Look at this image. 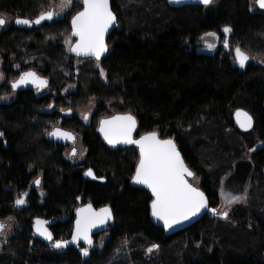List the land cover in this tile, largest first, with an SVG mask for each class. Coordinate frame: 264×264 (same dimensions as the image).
Instances as JSON below:
<instances>
[{
	"label": "trees",
	"instance_id": "16d2710c",
	"mask_svg": "<svg viewBox=\"0 0 264 264\" xmlns=\"http://www.w3.org/2000/svg\"><path fill=\"white\" fill-rule=\"evenodd\" d=\"M49 1L0 0V14L33 20ZM251 4L255 0H212L207 6L111 0L117 27L98 61L103 78L96 60L75 59L57 42L69 33L75 9L65 19L11 25L0 33L7 79L33 70L49 89L21 90L13 101L0 102V219L13 216L16 223L0 249V264H264V66L239 68L233 56L236 47L250 57L264 56V12H251ZM224 27L231 29L228 47L198 42L208 32L225 40ZM69 83L75 91L61 96ZM90 97L96 108L86 124L75 113ZM237 109L251 115L250 131L237 128ZM116 113L136 118L135 136L156 132L176 143L208 208L218 206L220 183L231 173L251 185L247 202L226 219L207 214L167 235L151 221L150 194L130 183L136 148H109L97 133L98 121ZM57 123L80 138L86 149L81 161L70 162L65 145L48 139ZM87 169L103 182L85 179ZM21 193H27L26 203L18 208ZM86 202L110 206L114 217L103 244L87 256L81 247L56 250L33 237V220L42 218L61 219L49 230L53 240L68 238L75 209ZM153 244L158 248L149 254Z\"/></svg>",
	"mask_w": 264,
	"mask_h": 264
},
{
	"label": "snow or ice",
	"instance_id": "6c2138e0",
	"mask_svg": "<svg viewBox=\"0 0 264 264\" xmlns=\"http://www.w3.org/2000/svg\"><path fill=\"white\" fill-rule=\"evenodd\" d=\"M200 3L207 6L212 3V0H200ZM257 3L261 9H264V0H257ZM70 4L71 0H62L61 8L68 7ZM56 15L57 13L54 11H46L40 13L35 20L17 18L15 23L30 27L32 24L39 25L45 20H53ZM115 22L116 18L109 8V0H83V10L77 12L71 20L72 36L77 39L74 44L66 41L69 44V51L77 56H91L95 57L96 60H100L108 51L104 39L105 33ZM4 25L5 19L0 17V26ZM222 31L225 34L224 45L228 47L227 34L231 29L224 27ZM205 35L216 37L214 32H208ZM207 47L211 49L214 45L208 44ZM235 55L236 61L243 68L249 57L239 47L235 48ZM101 75H104L103 70H101ZM2 78L0 76V79ZM47 83V80L42 79L35 72L28 71L21 73L20 77L11 84V87L16 90L21 85L33 84L38 88H43L47 86ZM236 117L242 128L248 129L252 127V118L246 112L238 110ZM84 119L87 120V116ZM135 128L136 121L133 116L118 115L108 120H102L99 131L109 144L124 143L138 146L139 162L136 165L132 180L134 183L145 185L151 190L153 197L151 214L154 218L163 222L166 230L196 216L202 209H208L214 215L219 214L227 218V211L217 213L216 209L208 208L204 192L193 187L188 182L186 177L193 176V173L185 165L173 141L158 139L155 132L134 140L132 133ZM48 135L58 139L74 140L71 133L62 131L59 128H54ZM71 155H76L75 149L72 150ZM85 174L91 176L92 171L89 170ZM35 184L39 186L40 180L37 179ZM26 196L27 193H22L15 200V206L25 205ZM223 196L228 204L235 203L241 199L230 193H223ZM110 219H112V213L107 207L99 212L93 211L91 205L77 209V219L71 243L75 244L83 240L85 244L91 246L93 243L90 236L91 230L107 223ZM46 223V221L37 219L35 221V229L46 240L52 241L53 236L45 227ZM4 227V224L0 223V232L3 231ZM68 243V241L57 240L52 246L62 248ZM156 248H158V245L153 244L147 251L152 252ZM81 254L87 256L89 254L88 248H82Z\"/></svg>",
	"mask_w": 264,
	"mask_h": 264
},
{
	"label": "rangeland",
	"instance_id": "374dc122",
	"mask_svg": "<svg viewBox=\"0 0 264 264\" xmlns=\"http://www.w3.org/2000/svg\"><path fill=\"white\" fill-rule=\"evenodd\" d=\"M61 2H62V0H50L49 1V6L46 10L52 9L54 12L57 13V15L55 16L56 19L53 21L67 18V14H69V12L73 11L74 9L77 11L78 9H80L78 7L81 6L80 5L81 0H71L70 6L62 9L61 8ZM249 10L251 12L256 11V6L251 4L249 7ZM74 14L75 13H73L71 16H73ZM71 16L69 17V20H70ZM0 17L4 18L5 23H6L4 26H0V33H1L4 30L5 26L8 25L10 20H12V19L6 15H3V14H0ZM66 41H70L71 43H73V38H71L70 31L65 36L63 35L59 41H57L63 46L65 52L70 54L69 53V44L66 43ZM198 42L200 44H202L203 47H207L208 44H212L214 46L224 45V40L222 38L217 37V36L216 37H210V36L202 35ZM109 50H110V47H109ZM248 57L250 58L249 59L250 62L264 66V56H262V57H258V56L257 57H254V56L250 57V56H248ZM74 64L77 66V64H79V63H78V61H74ZM95 67H96V69L99 70L100 76L103 78V76L101 75V68H100V64L98 61H96ZM14 69H16V71L19 73V71H18L19 67L18 66H15ZM0 76L3 77L2 79H0V102H5V103L11 102L15 99L17 92H14L11 89L10 85L13 81H15L17 79V76H19V75L17 74L14 76V74L12 73L11 76L7 79L5 72L3 70V62H2L1 58H0ZM1 86H3V88L7 87L8 89L5 88V90H4L3 88H1ZM75 89H76V86L72 83H69L60 91V95L65 96L68 93L74 92ZM48 91H49V89L46 88L44 93H47ZM95 108H96V99L94 97H90L86 106L83 109L76 111L75 114L78 115L80 120H83L84 123L87 124V123H89L90 118H91L93 112L95 111ZM67 110H69V109H67ZM85 116H87V120L84 119ZM55 127H60L59 123L55 124L51 129H53ZM60 128H62V127H60ZM73 149L76 150L75 156L71 155ZM85 153H86V149L81 144L79 137H77L76 143L74 145H65L64 151H63L65 158L68 159L70 162H73V163L81 161L84 158ZM263 173H264V167H263ZM232 174L233 173L228 174L226 177H224L222 179V181L220 183V187L218 189L219 203H218V206L216 207L217 213H222L224 211H227V213L229 214V212L234 207L245 204L247 202L251 185L247 181L241 182V180H239L238 178H232ZM36 180H37V178H34V182ZM189 182L195 187L199 186V178L195 175H193L189 179ZM34 188H35V191L39 195L40 198H42L45 195V192L42 190L41 184H39V186H35ZM223 193H230L231 195L240 197L241 199L235 203L228 204L226 202V200L224 199ZM20 195H18L16 197V199ZM20 207H22V206H20ZM20 207H18V208H20ZM210 215H214V214L209 213V216ZM215 216H217L219 219H226L219 214H216ZM9 218H11V219H9ZM0 223L4 224V226H5L3 231L0 232V249H1V247L6 243L7 238L14 231V228L16 227V223H15V219L13 216H9V217L0 219ZM105 238H106L105 233L99 235L97 237L95 243H94L93 248L100 247L103 244V242L105 241ZM152 252H148V253L151 254ZM115 253H117V251Z\"/></svg>",
	"mask_w": 264,
	"mask_h": 264
},
{
	"label": "water",
	"instance_id": "95a60500",
	"mask_svg": "<svg viewBox=\"0 0 264 264\" xmlns=\"http://www.w3.org/2000/svg\"><path fill=\"white\" fill-rule=\"evenodd\" d=\"M167 1H168L171 5H173V6H181V5H204V4L200 3V0H167ZM81 2H82V9H81L80 11L83 10V0H81ZM255 5H256V7H257L259 10H261V11L264 12V9H261V8L259 7V5H258V3H257V0H255ZM109 8H110L111 12L113 13V11H112V9H111V3H110V0H109ZM78 12H79V11H78ZM74 15H76V13H75ZM74 15H73V16H74ZM113 15H114V13H113ZM38 16H39V15H38ZM38 16H37V17H38ZM73 16H72V17H73ZM114 16H115V15H114ZM37 17H36V18H37ZM72 17H71V19H70V35H71V37L74 39V42L72 43V44H74V43L76 42V39H77V38L74 37V36H72V26H71V20H72ZM36 18H34L33 20H35ZM115 18H116V16H115ZM16 19H17V18H16ZM16 19H15V20H16ZM22 19H25V18H22ZM15 20H14V24H13V25L16 26V27H18V28H31L32 26H34V27H37V26H38V25H36V24H32L30 27H29V26H26V25H18V24L15 23ZM50 21H51V20H50ZM50 21H49V20H45V21H42L41 24L44 23V22H50ZM39 25H40V24H39ZM116 27H117V20H116L115 24H113V25L108 29V31L105 33V37H104V39H105V44H106V46H107V43H106V42H107L108 37H109V36L111 35V33L116 29ZM224 47H225V45H224ZM107 48H108V46H107ZM225 48H226V47H225ZM107 52H108V51H107ZM107 52L101 57V59H103V58L106 56ZM69 53H70V55L73 56L74 58H78V59H94V60H96L95 57H91V56H77V55H75L74 53H72V52H70V51H69ZM233 56H234V59H235V64L238 65L239 68H242V67L239 65V63L236 61L235 49L233 50ZM101 59H100V60H101ZM249 59H250V58H249ZM249 59L246 61L245 66L250 62ZM100 60H96V61H100ZM245 66H244V67H245ZM244 67H243V68H244ZM28 71H33V70H28ZM28 71H25V72H28ZM33 72H34V71H33ZM20 75H21V74H20ZM20 75H19V77H20ZM19 77H18V78H19ZM18 78H17V79H18ZM41 78H42V79H45L44 77H41ZM17 79H16V80H17ZM45 80H46V79H45ZM13 82H14V81H13ZM13 82H12V83H13ZM12 83H11V84H12ZM47 84H48V83H47ZM10 86H11V85H10ZM46 87H47V86H46ZM46 87L38 88V87H36V86L33 85V84H26V85H21V86L18 87L16 90H13L12 87H11V89H12L14 92H18V91L25 90V89H34V88L40 91V90L45 89ZM238 110H240V111H242V112H246L245 110H242V109H237V110H235V111L233 112V121L235 122L237 128H238L240 131H242V132H248V131H250V130L252 129V127H253V119H252V127H251V128H248V129L242 128V127L240 126V123L237 122L236 112H237ZM246 113L251 117V115H250L248 112H246ZM64 114H65L66 116H68V115L70 114V111L67 110L66 112H64ZM118 115H131V114H129V113H116V114L110 115V116H108V117L101 118V119L98 121V125H97V133L99 134V136H100V138L102 139V141H103V142H104L109 148L124 147V146H134V147L136 148V150H137V153H138V161H137V163H136V165H137L138 162H139V148H138L137 145H135V144H124V143H116L115 145L109 144V143L104 139L103 134L99 131V128H100V122H101L102 120H108V119H111L113 116H118ZM131 116H133V115H131ZM133 117H134V116H133ZM134 118H135V117H134ZM251 118H252V117H251ZM241 119H243V118H241ZM135 121H136V118H135ZM55 128H59V129H61L62 131H65V132H69V133H71L72 136L74 137V140H72V139L65 140V139H62V138H61V139H58V138H55V137L49 136V135L47 134V137H48L49 140H51V141H53V142H55V143H58V144H62V145H74V144L76 143L77 137H76V135H75L74 133H72V132H70V131H68V130H65V129H63V128H60V127H55ZM53 129H54V128H53ZM53 129H51L49 132H51ZM136 130H137V121H136V128L134 129V131H133V133H132V138H133L134 140H138L141 136H144V135H147V134H149V133H152V132H148V133H144V134H141V135L135 136V132H136ZM49 132H48V133H49ZM155 133H156V132H155ZM156 134H157V133H156ZM157 137H158V139H161V140H171V141H173L172 139H169V138H160L158 134H157ZM173 143L175 144L176 149H177V151L179 152V154H180V156H181V158H182V155H181V153H180V151H179V149H178L176 143H175L174 141H173ZM182 160H183V158H182ZM183 161H184V160H183ZM184 163H185V162H184ZM136 165H135V169H136ZM185 165H186V163H185ZM186 166H187V165H186ZM187 167H188V166H187ZM135 169H134V172H133L132 177H133L134 174H135ZM188 169L192 172V170H191L189 167H188ZM89 170H91V169H87V170H85V172H84V174H83L85 179H87V180H91V181L103 182V179L96 178L95 175L93 174V172H92V175H91V176L86 175L85 173L88 172ZM91 171H92V170H91ZM192 173H193V172H192ZM93 177H95V178H93ZM132 177H131V180H130L131 185H132V186H136V187H140V188L145 189V190L150 194L151 198L153 199V197H152V193H151V190L148 189L145 185L134 183L133 180H132ZM191 177H192V176H190V177H186V179L188 180V182H189V179H190ZM189 183H190V182H189ZM190 184H191V183H190ZM35 186H37V185L34 183V184L32 185V187H35ZM192 186H193V185H192ZM193 187H195V186H193ZM196 188L200 189V190L203 192V190H202L200 187L197 186ZM205 197H206V196H205ZM25 198H26V197H25ZM206 199H207V198H206ZM151 202H152V200H151ZM151 202H150V218H151V221H152V223H153L154 225H156V226L162 228V229L164 230V232H165L167 235L175 234V233H178V232H180V231H182V230H185V229L191 227V226H192L193 224H195L196 222H198V221H199L201 218H203L205 215H207V214H209V213L213 214V213H212L211 211H209L208 209H202L201 212L198 213L196 216L190 218V219L187 220V221H183L182 223H180V224H178V225L173 226L171 229H167V230H166V229L164 228V226H163V222L157 220L156 218H154V217L152 216V214H151V213H152V210H151ZM89 205H91L93 211H96V212H99L101 209H103V208H105V207H107V208H109V209L111 210L110 206H108V205H104V206H101V207L96 208V207H94V206L92 205L91 202H87V203H84V204L78 206V207L75 209V212H74V220H73V223H72V229H71V233H70L69 237L66 238V239H64V240H59V241H68V242H69L65 247H62V248H55V247H53V246H52L53 243H54L55 241H57V240H52V241L46 240L43 236L39 235V234L36 232V229H35V221H36L37 219H40V220H43V221H46V222H47L46 225H45V227L48 229L49 232H50L49 227L52 226L55 222L60 221L61 219H55V220H44V219H42V218H36V219H34V220H33V224H32V235H33V237L36 238V239H39V240H41V241H44V242H46V243H51V246H52L54 249H56V250H64V249L71 248V247H72V248H75V249H78V248H80V247H81V249L87 247V248H88V251H90V249H92V247H93V244H94L95 238L98 237L99 235L103 234V233H106V232L112 227V225H113V221H114V217H113V213H112V210H111V213H112V219L108 220L107 223H105V224H103V225H101V226L95 227V228H93V229L91 230V232H90V236H91V239H92V241H93V243H92L91 246H88L87 244H85V242H84L83 240H80V241H78V242L75 243V244H74V243H71V240H72V233H73V231L75 230V222H76V219H77V209L85 208V207H87V206H89ZM16 207H17V206H16ZM210 209H211V208H210Z\"/></svg>",
	"mask_w": 264,
	"mask_h": 264
},
{
	"label": "flooded vegetation",
	"instance_id": "af4514ba",
	"mask_svg": "<svg viewBox=\"0 0 264 264\" xmlns=\"http://www.w3.org/2000/svg\"><path fill=\"white\" fill-rule=\"evenodd\" d=\"M110 3H111V0H110ZM81 6H80V9H78L75 13H77L78 11H80L81 9H82V2H81V4H80ZM46 11H53L52 9H48V10H46ZM46 11H44V12H46ZM8 17H10V16H8ZM72 17V16H71ZM12 20H10V22H9V24L8 25H6L5 26V28H4V30H6L7 28H9L11 25H13L14 24V20L16 19V18H19V17H10ZM56 18L54 17V19L53 20H55ZM71 19V18H70ZM53 20H51V21H53ZM60 20V19H59ZM6 24V23H5ZM69 24H70V20H69ZM14 26V25H13ZM16 27V26H15ZM18 28V27H17ZM3 30V31H4ZM72 38V37H71ZM108 40V39H107ZM73 42H74V39H73ZM107 43V42H106ZM107 46H108V44H107ZM108 51H109V46H108ZM75 59H77V58H75ZM28 71V70H27ZM35 72V71H34ZM21 73H23V72H20V74ZM39 77H42L39 73H37V72H35ZM19 74V75H20ZM19 76H17V78H18ZM47 88V87H46ZM45 88V89H46ZM45 89H43V90H37V89H27V90H32L33 92H35V93H37V94H41V93H44V91H45ZM96 239H97V237L95 238V241H96ZM95 241H94V243H95ZM93 246H94V244H93ZM93 248V247H92Z\"/></svg>",
	"mask_w": 264,
	"mask_h": 264
},
{
	"label": "bare ground",
	"instance_id": "6f19581e",
	"mask_svg": "<svg viewBox=\"0 0 264 264\" xmlns=\"http://www.w3.org/2000/svg\"><path fill=\"white\" fill-rule=\"evenodd\" d=\"M248 56V55H247Z\"/></svg>",
	"mask_w": 264,
	"mask_h": 264
}]
</instances>
